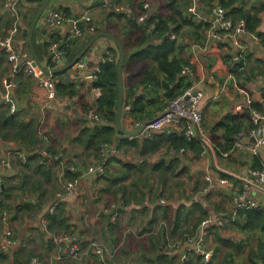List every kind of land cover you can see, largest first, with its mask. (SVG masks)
<instances>
[{"label":"crops","instance_id":"1","mask_svg":"<svg viewBox=\"0 0 264 264\" xmlns=\"http://www.w3.org/2000/svg\"><path fill=\"white\" fill-rule=\"evenodd\" d=\"M142 2H144V7H147V11L150 13H166L168 11L166 7L167 0H52L51 7L62 6L64 10L68 9L71 16L89 13L93 17L95 26L99 28L94 31L89 29V26L85 24L83 35L78 38L75 44L76 52L73 56L68 57L69 60L74 59L99 31L110 32L122 42H129L133 34L131 29H129L126 18H120L119 14L122 12L129 15L132 13L139 14L142 11L140 7ZM261 2L263 3V1ZM193 4L199 7V0H193L191 6ZM21 6V10H24L23 23L24 26L25 24L27 26L26 19H28L31 14L35 16L40 5L26 3L25 0H22ZM122 7H130L131 12H126ZM195 14L200 20H211L213 29L208 30L207 39L204 40V42L196 43L195 40L190 41L191 46L189 49H186L184 53L191 57L193 64L191 69L193 68V74L185 70L186 66L184 67L183 73L193 77L194 81L191 86H196L205 93V98L203 100L204 126L207 132V135L205 134V139L213 148L211 135L209 133L210 127L223 120L229 113L241 112L242 110L239 106L244 105L249 96L259 101V98L264 95V73H259L258 70H256V74L253 75L248 82L244 81L246 86L240 85L248 91V94H246L235 86L234 79L237 78L233 75L231 77L229 66L225 62V56L229 52L232 53V57L236 61H241L246 55H250L249 59L246 60L245 68L249 71L250 75H252V68L257 65L255 59L258 58L264 61V44L262 38L259 36L261 32L264 33V10L261 11L262 22L257 31L258 33L241 34L240 40L242 44L240 47H235L228 39L217 40L213 38L212 33L215 32V30H220L219 27L213 25V15L211 16L203 13L199 8ZM7 18L10 21V25L8 26L5 22ZM43 18L44 17L41 18V21ZM13 19L12 13L4 6V0H0V34H6L7 30L13 25ZM37 27L35 35L37 34L38 39L42 41L51 40L52 33H57L60 34L61 37H64L72 30L71 23L64 24L60 27H45L39 24ZM26 30L28 31V27ZM221 42H228V44H224V46L219 45ZM18 43L25 46L29 45V43H26L21 33L19 34ZM129 48L130 51H132L131 49H133V47H131V44ZM113 49L117 50V59H119V48L116 42L106 36L99 37L85 53L88 57L86 62L87 69H94L100 64L101 57L108 51H113ZM41 52H43V48ZM30 53L32 54V51H30ZM42 61L45 64L46 58ZM152 63H154V60L144 56H138L127 64L125 62V96L129 88L137 86L139 80L142 79L143 71ZM4 65L8 68L5 73L0 71V95L6 90L4 78L10 71L8 56L4 61ZM77 69L78 67L75 64L72 69L67 71L71 77H77ZM81 80L85 81L86 79L82 78ZM86 81L87 95L91 101L95 100L98 97L95 96L97 92L93 89L90 93L88 91V84L90 83L89 78H87ZM143 89L144 87H140L138 93H142ZM33 98L35 99V102H33L35 105H31L29 109L30 112L28 111L26 116L30 119L37 113L40 114L39 134L44 142L40 145L52 143L58 148L62 146L68 148L69 151L81 153V146L75 144L73 140L84 124L80 120L82 112L79 105L72 104L70 106L60 98L57 101L49 102V104L44 107L47 98L46 91L42 87H36V91L33 92L32 95V99ZM128 105L130 106L129 103L125 102L124 116L122 119L123 125L127 129H138L142 124H140V122H135L128 114L130 109L127 108ZM261 112L264 115V110ZM173 129L181 130V127L175 126ZM245 132L242 140L249 145L254 142V137L249 134L248 131ZM45 134H49L50 137L48 135L46 139L44 137ZM55 135L56 137H54ZM127 137V135L117 132L114 142L118 146L119 152L116 153L112 151L108 155L111 160L108 162L107 173L108 175L110 173L111 177L116 178L118 175L121 176L131 171L129 177L123 179L122 182H110L107 178H102L95 173L87 172L86 170L90 164L88 163L86 167L83 168L81 175L74 178L79 179V182L73 188L71 194L60 202V204H64L70 217V223L75 229L77 241L85 244L87 248H90L91 244H93L91 250L86 248V262H84V264H125L121 261H128L129 264H151L150 258L148 257L149 253H147L150 246L149 238L151 234H158V231H161L160 227L163 226L162 219L164 216L162 214V205L160 204L162 203V199H164L165 206L168 205L169 209L174 211L175 216L181 204L185 203L190 205L192 201L195 200L200 201L205 208L208 209L211 216H215L218 214L217 212H223V217H225L230 211L234 214L236 213L235 192L238 191L243 193L246 189L245 184L249 181L251 194L258 198L264 205V190L258 188L257 185L259 184L257 178L251 174V170L255 169L253 161L255 157H258L264 164V145L260 147L257 155L252 154L248 149H236L233 152V157L229 160L227 158L219 159L213 149L217 165L235 175H230L232 177L228 178L229 180L226 183L221 181V179H224L222 176L223 172H220L215 167L211 154L212 152L206 144L207 151L200 158L193 157V154L190 153H180L181 164L179 168L183 169L182 174L180 177L172 176L167 181L161 178V174L165 166L170 163L173 157L172 153L168 152L167 148L163 147L153 154H143L141 147L139 148L127 142L121 145V141L123 142ZM135 137L142 143L144 138L141 135H135L133 138ZM133 138L128 137V139ZM3 140L14 147V153L11 157L10 166L7 167V169H0L1 178L4 183L7 177L12 176L13 183H18L22 180L23 173L18 172L17 168L14 169L13 166H15V164L13 161H17V157H19L18 152L27 151L30 155L31 150L15 141ZM45 147L39 148L37 152H41L40 150ZM77 152L75 153L76 156ZM41 153L47 156L46 161L49 165L54 162L56 157L49 160L48 155L43 152ZM68 159L69 157L67 156L64 162L68 161ZM81 160L78 161L79 164L83 163ZM93 160H91V162ZM120 160L130 164L125 167ZM64 167H66V165L62 163L53 168L54 175H61L60 180H56L54 176H52L51 180L47 181L42 178L41 184L38 185L39 192H34L35 195H26V200L28 199V201L42 196L41 199L43 203L39 205L38 209L21 212L20 214L18 213V216L12 213L8 217H4L0 214V252H7V258L0 257V264H24L26 261V259H24L26 257V252L27 254L34 253L35 255L39 254L43 257L50 258L57 254V250L58 248L60 249V246L57 245V247H55V245L50 242L53 233H49L47 230L46 213L51 204L58 199L59 193L65 189V184L69 180H73L65 176ZM71 168L75 169V165H72ZM127 168H130V170ZM209 175L216 180L215 185H211L207 180V176ZM37 176L39 175L35 174L33 180L37 179ZM189 180H192V187L188 189L186 185ZM201 182L203 183L201 184ZM120 183H123L128 188V193L126 192L127 204L124 202L122 192L114 193V189L117 188ZM176 183L179 184V192L173 188ZM169 184L171 188H169ZM184 184L185 186H183ZM207 186H209V188ZM107 187H110L111 190H107ZM52 189L54 192L51 191ZM190 189H193V191L191 192ZM49 190L51 191L50 194ZM187 190H189V193ZM40 191L43 192L40 193ZM132 191H137L139 197L142 196V193L146 194L143 202L144 204H140L134 197H130ZM165 191L168 192L167 195ZM113 209H116V211L112 215H108ZM153 219H156V221L153 222ZM156 224L159 225V229L156 227ZM9 229L14 231L16 243L8 249H3L2 240L5 232ZM168 233L170 234V232ZM226 234H232L236 237L241 236L239 233L233 231H226ZM124 241L125 245L121 247ZM211 243L213 246L214 239ZM96 244L105 248L102 255H105L104 259L101 255L94 252L93 247L96 248ZM167 251L173 253L168 249ZM183 252L184 251L180 253V251H177L175 254L177 261H180V256ZM151 255H153L152 252ZM53 259H55V257H53L51 261ZM117 260L119 262H117Z\"/></svg>","mask_w":264,"mask_h":264},{"label":"trees","instance_id":"2","mask_svg":"<svg viewBox=\"0 0 264 264\" xmlns=\"http://www.w3.org/2000/svg\"><path fill=\"white\" fill-rule=\"evenodd\" d=\"M43 1L25 0L26 3H35L37 5H40ZM192 3L193 0H167L166 7L168 11L166 13L151 12L149 17L142 21L139 20V16L147 11V8L144 7V2L140 4L142 11L139 14L132 13L129 15L125 12L119 14L120 18H126L129 29H131L133 34L129 42L123 41L127 54L126 64L138 56L154 60V63L148 65L143 71L142 79L139 80L137 86L129 88L125 96V102L130 104L128 114L135 122L153 119L166 108L173 98L193 84V77L183 73L186 65L193 67L191 57L187 56L184 51L190 48L191 40H195L196 43L204 42L207 39L208 30L213 28L211 20H200L195 13H191L189 9ZM217 5L227 9L226 15L232 20L234 27L243 21L245 28L250 33L258 31L262 22L261 11L264 10V0H199L198 8L203 13L212 16V11ZM55 8L63 12L67 10V15L71 16L68 9L64 10L62 6ZM33 18L34 15L31 14L29 19H27V26L25 24L20 29V33L27 44L29 32L26 28L31 25ZM5 22L7 26L10 25L8 18L5 19ZM82 26L83 30H85V24ZM98 29L96 27V30ZM259 36L264 44V33L261 32ZM78 38L75 37L68 40L67 35L61 37L60 34L52 33L51 40L42 41L38 39L36 34L34 42L40 58L42 60L46 58V66L54 68L57 65V60L54 59L55 52L49 49L51 43L59 42L60 46L58 49L65 50V56L71 57L76 52L75 44ZM130 44L133 47L132 51L129 48ZM224 44H228V42L219 43L222 46ZM28 48L30 50L29 45ZM42 48L43 52H41ZM113 51L117 54L116 49H113ZM249 57L250 55H246L241 61H236L232 57L231 52L225 56V62L229 66L230 73L238 79L242 86H246L244 81L248 82L256 74V70L259 73H264V61L256 58L257 65L252 68V75H250L245 68L246 60ZM6 58V52L0 51V71L4 73L8 68L4 65ZM117 62L118 59L101 63V71L92 82L93 87L101 89V94L92 101L86 92L87 81L81 80L80 77H71L68 71L54 74L58 94L62 99L75 95L79 97L76 103L81 108L82 116L80 120L84 124L73 139L75 144L81 146V153L69 151L68 148L62 146L58 148L52 143L45 144L49 153L58 155L51 165L46 161L47 156L37 152L39 148L45 147V145H40L44 143L39 134L40 114L37 113L30 119L26 116L31 105L35 102V99H32L33 92L40 85L38 80L26 74L24 69L17 73L19 85L13 96L19 109L12 113L8 104L0 103V138L19 143L30 149L31 154L26 162H22L17 157L18 166H13L14 169L17 168L18 172L23 173L22 180L18 183H13V177L9 176L3 183V188L0 192V214L2 216L7 213L9 215L13 213L18 216V213L38 209L39 205L43 203L42 196L28 201V199L26 200V195H35L34 192H39L38 185L41 184L42 178L47 181L54 176L56 180H60L61 175H54L53 168L55 166L64 163L66 165L64 167L65 176L74 179L81 175L83 168L86 167L87 163H91V160H101L105 157L104 145L112 144L118 132L115 127L119 99ZM140 87H144L142 93H138ZM252 109L263 111L264 105L260 101L253 99L250 106L243 111L229 113L223 120L210 127L209 133L213 149L219 159H231L234 155L233 145L235 144L236 135L256 127L252 118ZM91 111L97 113L99 118L94 119L91 117ZM125 142L136 145L139 148L141 147L143 154H153L163 147L167 148L168 152L173 155L170 163L165 166L161 174V178L167 181L172 176L180 177L182 174L183 169L179 168L181 164L180 153H190L193 154V157L200 158L207 151V146L203 140L197 136L189 137L184 129H173L169 133H157L151 137L144 138L142 143L136 137L133 139H128L127 137L126 140L121 141V145ZM76 152L77 156L75 155ZM225 153H228V155H225ZM67 156L69 159L64 162ZM80 160L83 162L80 163L81 165L78 162ZM110 160L111 158L108 157V162ZM253 161L255 169L262 167L263 163L258 157H255ZM121 162L125 167L130 164ZM72 165H75V169L71 168ZM130 168L127 169L130 170ZM130 172L121 176L118 175L116 178L111 177L110 173L109 175L105 173L101 177L107 178L110 182L118 183L129 177ZM35 174L39 176L33 180ZM222 176L224 178L232 177L226 173H222ZM107 190H111L110 187H107ZM42 192L40 191V193ZM118 192L123 193L124 202L127 204V186L120 183L114 189V193ZM130 195L131 198L134 197L140 204H144L145 193H142V196L139 197L137 191H132ZM160 204L162 205L163 216L167 217L169 212L168 205L165 206L164 202ZM208 215V209L200 201L193 200L190 205L181 204L175 219H172V223L169 225L171 227L169 228L170 234L167 233L168 228L162 226V230L158 234L150 235V246L147 253H149L148 257L151 264H264V208L260 207L240 208L235 214L230 211L225 216L227 223L224 225L214 224L211 227L214 236V254L210 260L206 261L201 253L192 251L189 259L177 261L175 253L165 249L166 245L178 232L183 235L182 237L189 233H197L201 220ZM194 217L195 222L193 225L184 227V224L190 225ZM46 218L47 230L49 233H53L50 242L55 247L59 246V244L54 242V235L75 233L63 203L58 205L54 211L48 210ZM154 221L156 219H153ZM226 231H233L241 236L227 235ZM14 237L16 236L14 235ZM151 252L153 255H151ZM61 255L60 258L53 259L49 264H81L65 257L63 252ZM32 256L36 255H26L24 258L26 263L23 261L24 264H30ZM0 257L7 258V252L1 251Z\"/></svg>","mask_w":264,"mask_h":264},{"label":"built area","instance_id":"3","mask_svg":"<svg viewBox=\"0 0 264 264\" xmlns=\"http://www.w3.org/2000/svg\"><path fill=\"white\" fill-rule=\"evenodd\" d=\"M21 1L22 0H4L5 8L12 13L13 15V25L7 30L6 34L0 35V50H3L7 53L8 61L10 62V71L8 75L4 78V84L6 86L5 92L0 95V103H6L9 105L10 112H16L19 107L16 101L14 100L13 93L18 87L17 81V73L22 69L25 70L26 74L36 78L40 87L44 88L46 91L47 102L44 104V107L49 104V102L57 101L61 97L58 94L57 84L55 81L54 74H45L39 66L34 65V57L24 45L18 43L19 31L23 26V19L21 17ZM148 6V5H147ZM126 10V12L130 13V7H122ZM147 8V7H146ZM198 9L196 4H193L190 7L191 12H196ZM227 9L221 5H217L214 7L212 11L213 15V25L220 28V30H215L212 33L214 39H228L231 43L234 44L235 47H240L242 41L240 40V35L243 33H250L246 28L243 21L238 23L237 26H233L232 20L226 15ZM150 15L149 11H145L142 15L139 16V20L142 21L148 18ZM43 21V23H42ZM41 21V24L46 26H62L67 23L72 24V30L67 35V39L71 40L75 37H80L83 35V24H87L89 29L96 30V26L94 24L93 18L89 13H84L78 16H69L66 12L58 10L55 7H51L50 5V14L46 16ZM175 37V36H173ZM20 41V40H19ZM60 43L55 41L51 43L50 50L54 51V59L57 60V66L59 67V60L65 56V50H59L58 47ZM117 54L114 51H108L105 55L101 57L100 64L97 65L94 69L88 70L87 64L83 59L76 63L79 71H77V78L86 79L89 77H93L94 79L98 76V73L101 71V63L107 60H116ZM49 69H53L48 67ZM185 70L190 71V65H186ZM193 74V73H192ZM232 77V74H231ZM85 80V81H86ZM235 86L243 93L248 94V91L241 87L238 83L237 79H234ZM96 97L100 96L101 89L95 88ZM92 89V90H93ZM94 97V96H93ZM92 97V98H93ZM94 97V98H96ZM205 98V93L202 89L196 86H190L184 90L181 94L177 95L173 98L166 108L160 112L153 119L140 122V124H144L143 131L139 134L143 138L151 137L154 134L160 133L162 131L171 132L173 128L181 127L184 129L186 134L189 137H198L201 134L204 138L206 134V129L204 127V104L203 100ZM62 99V98H61ZM79 97L77 95L73 97H69L67 99H63L65 103H68L70 106L72 104H77ZM253 98L249 96L244 105H240V109L243 111L246 107H249L252 103ZM261 103H264V95L259 98ZM127 108H130L128 105ZM90 116L94 119H98L99 116L94 111H91ZM252 118L256 127L252 130L248 131L255 140L251 144H246L242 139L246 132H240L236 135L235 144L233 145V151L236 149H248L252 154L257 155L259 153L260 147L264 145V115L261 111L257 109H252ZM207 135V134H206ZM44 137L47 139L48 135L45 134ZM129 138H133L134 135L128 136ZM105 157L101 160H93L88 168L87 172L95 173L97 176H102L107 171L108 166V155L115 151L119 152L118 146L113 142L112 144H106L103 147ZM44 154L49 156V160L57 157L56 155H52L49 153L48 149L45 147L40 150ZM14 153V147L9 145L7 141L5 142L0 138V169H7L11 163V157ZM20 160L22 162H26L28 159L29 153L26 151L18 152ZM228 155V153H225ZM251 174L257 178L258 184L264 187V164L260 169H252ZM207 180L211 183V185H215V179L212 176H207ZM228 178L221 179L222 182H228ZM79 179L69 180L65 185V190L59 193L58 199L51 205L50 211H54L58 204L65 199L68 195L71 194L73 188L78 184ZM245 191L240 193L238 191L235 192L236 197V212L240 208H264L262 202L259 201L258 198L251 194V189L249 183L245 184ZM3 188V180L0 175V191ZM164 202V199H162ZM212 218L204 219L199 228V235L192 243L194 248H198L201 251V254L204 256L205 260L208 261L212 258L214 254L213 248L209 247L208 243L213 241V229L211 228L214 224L224 225L223 213H220L218 216H210ZM72 233H63L60 236H54V242L64 243L67 247L64 251V255L66 257H75L79 256L80 247L77 244L76 238L72 236ZM13 231L7 230L4 234V238L2 240V246L4 249L10 248L12 245L16 243V240L13 238ZM206 246V247H205ZM196 248V249H197ZM204 248V249H203ZM198 250V251H199ZM184 256H180V258ZM30 264H48L46 261L39 259L36 256H33Z\"/></svg>","mask_w":264,"mask_h":264},{"label":"water","instance_id":"4","mask_svg":"<svg viewBox=\"0 0 264 264\" xmlns=\"http://www.w3.org/2000/svg\"><path fill=\"white\" fill-rule=\"evenodd\" d=\"M51 2H52V0H44L40 4V6H39V8H38V10H37V12H36L33 20H32V23H31L30 27L28 28V31H29L28 43H29V46L31 48V51H32V54H33V57H34V65L39 66L45 74H56V73H59V72H64V71H67L69 69H72L74 67V65L78 61H80L81 59H83V61L87 62L88 57H87V55H85V53L90 49V47L92 46V44L99 37L106 36V37H109V38L113 39L116 42V44H117V46L119 48V59H118V62H117L119 99H118V105H117V110H116L115 127H116V129H117V131L119 133L125 134L127 136H130V135H134V136L135 135H139L143 131L144 124L140 125L139 128L138 129H135V130H133V129H127L123 125V120L122 119H123V116H124V107H125L124 66H125L127 54H126V50H125V47L123 45V42L119 38H117L115 35H113L110 32H107V31H99L98 33H96L91 38V40L76 55V57L74 59L69 60V58L67 56H64L62 59L59 60L60 66L59 67H56V68H53V69H49L46 66V64L43 63V61L41 60V58L39 57V54L37 52V49H36V46H35V42H34V36H35V32L37 30V26L39 24H41V18L42 17L49 16ZM257 33L258 32H256V34ZM79 70L80 69H77V71H79ZM89 80H90V83L88 84V91L91 93V90L93 89V83L92 82H93L94 78L91 76V77H89ZM198 137L201 140H203L205 142V144L211 150V152H212L211 154H212V157H213V161H214L215 167L220 172H223V173H226V174L235 176L234 174L228 172L225 169L220 168L217 165L213 148L208 144V142L206 141V139L201 134H199ZM254 140H255V137H254ZM238 178L244 180L241 177H238ZM248 183H249V181H248ZM257 186H258L259 189L264 190V187H262L260 185H257ZM115 211H116V209H113V211L109 212L108 215H112Z\"/></svg>","mask_w":264,"mask_h":264},{"label":"rangeland","instance_id":"5","mask_svg":"<svg viewBox=\"0 0 264 264\" xmlns=\"http://www.w3.org/2000/svg\"><path fill=\"white\" fill-rule=\"evenodd\" d=\"M21 8H22V6H21ZM20 8V9H21ZM20 14H21V17H22V19H24V17H23V14H24V10L22 9L21 11H20ZM93 18V17H92ZM28 19H29V17H28ZM27 20V19H26ZM23 26H24V24H23ZM22 26V27H23ZM30 26H28V28H29ZM21 29V28H20ZM19 34H20V31H19ZM0 35H2V34H0ZM25 46V45H24ZM25 48H28V45H26L25 46ZM29 49V48H28ZM212 104V103H211ZM209 108H210V105H209ZM42 129H43V127H42ZM57 131V130H56ZM57 133V132H56ZM49 135V134H48ZM49 137H50V135H49ZM54 137H56V135L54 136ZM18 161H13V163L15 164V166H18V163H17ZM88 164V163H87ZM107 170H108V166H107ZM99 177H101V176H99ZM205 181H206V179H205ZM178 182V181H177ZM178 183H180V182H178ZM203 182H201V184H202ZM169 186V188H171V185L169 184L168 185ZM178 186H179V184H175V186L173 187L174 189H176V191L177 192H179L178 190H180V188H178ZM183 186H185V184L183 185ZM187 187H188V189L190 188V187H192V180H189L188 182H187V185H186ZM208 188H209V186H207ZM65 190V189H64ZM63 190V191H64ZM191 190V192L193 191V189H190ZM52 192H54V190L52 189L51 190ZM50 190H49V194H50V192H51ZM63 191H61V192H63ZM1 192V191H0ZM165 192H167V191H165ZM187 192L189 193V190H187ZM190 192V193H191ZM168 194V192L166 193V195ZM198 196V195H197ZM165 203V202H164ZM53 204V203H52ZM51 204V205H52ZM58 205H60V204H58ZM57 208V207H56ZM50 209H51V206L49 207V211H50ZM223 211H226V210H223ZM218 214H216L215 216H218V215H220V213H223V212H217ZM8 217L9 216V214L7 213V214H5V216L4 217ZM175 214H174V211H171L170 209H169V212H168V215H167V217L166 216H164V218L162 219L163 220V222H162V225L163 226H166V228H168L167 229V233L168 232H170V230H169V228H171V227H168V225H171V223H172V219H175ZM211 215L209 214L208 216H206L205 218H203L202 220H201V222H200V224H199V226H198V230H199V228H200V225H201V223H202V221L204 220V219H207V218H212V217H210ZM165 219V220H164ZM222 220L224 221V224L225 223H227L228 221H226V217H223L222 218ZM165 221V222H164ZM195 222V217H194V219H193V221L191 222V224L189 225V224H184V227L186 226V227H188V226H192L193 225V223ZM156 227L159 229V225L158 224H156ZM161 229L160 230H162V226L160 227ZM183 228V227H182ZM183 230V229H182ZM13 231V230H12ZM160 231H158V233H159ZM199 231H197V233L195 232V233H189V234H187V235H185V237H182L183 235H181V233H177L176 235H174L173 236V238H171V240H170V242L166 245V248L168 249V250H170V251H172L173 253L175 252V254L177 253V251H180V253L182 252V251H184L183 253H182V256H184V258L183 257H181V259H180V261H183L184 259H189V257H190V255L192 254V251H195V252H198V253H201V251L202 250H199L197 247V249L196 248H194L193 247V245H192V243H194L193 241L196 239V237L199 235V233H198ZM169 234V233H168ZM15 235V233H14V231H13V236ZM60 235H62V234H60ZM60 235H54V236H60ZM73 237H75L76 236V234L75 233H73V235H72ZM15 240H16V237H13ZM76 238V237H75ZM76 241H77V239H76ZM55 243H57L56 241H55ZM57 244H59V246H60V249L58 248V250H57V254L55 255V256H53V257H55V258H60L62 255V252H63V255H64V251H65V249H66V245L64 244V243H57ZM77 244L79 245V247H80V254H79V256L77 257V258H75V257H68V258H70L71 260H73V261H78L79 263H81V264H84V262H86V250L88 249V250H91L92 248V246H93V244H91V246H90V248H87L86 247V245L85 244H83V243H81V242H79V241H77ZM124 245H125V241H124V243L121 245V247H124ZM208 245H209V247H213L212 246V243L211 242H209L208 243ZM96 248H94L93 247V249H94V252H96V253H98L99 255H101V257L104 259V257H105V255L104 256H102L103 255V252L105 251V248L104 247H102V246H100V245H97L96 244ZM206 247V246H205ZM87 248V249H86ZM4 249V248H3ZM204 249V248H203ZM199 250V251H198ZM66 252V251H65ZM31 255H35L34 253H30ZM26 255H29V254H27V252H26ZM25 255V256H26ZM40 256V257H39ZM36 257H38L39 259H41V260H44V261H46L48 264L49 263H51V259L53 258V257H43V256H41V255H36ZM66 257V256H65ZM117 262H119L118 260H117ZM122 263H125V264H129V262L128 261H126V262H124V261H121Z\"/></svg>","mask_w":264,"mask_h":264}]
</instances>
